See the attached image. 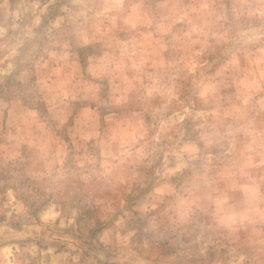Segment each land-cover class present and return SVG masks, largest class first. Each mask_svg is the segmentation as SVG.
<instances>
[{
	"label": "rangeland",
	"instance_id": "1",
	"mask_svg": "<svg viewBox=\"0 0 264 264\" xmlns=\"http://www.w3.org/2000/svg\"><path fill=\"white\" fill-rule=\"evenodd\" d=\"M0 264H264V0H0Z\"/></svg>",
	"mask_w": 264,
	"mask_h": 264
}]
</instances>
